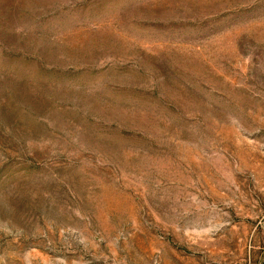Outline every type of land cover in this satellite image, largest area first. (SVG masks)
<instances>
[{"label":"rangeland","instance_id":"1","mask_svg":"<svg viewBox=\"0 0 264 264\" xmlns=\"http://www.w3.org/2000/svg\"><path fill=\"white\" fill-rule=\"evenodd\" d=\"M0 264H264V0H0Z\"/></svg>","mask_w":264,"mask_h":264}]
</instances>
